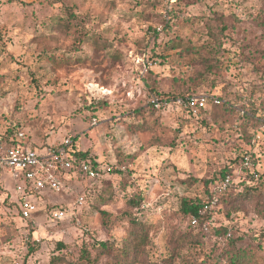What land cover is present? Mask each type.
<instances>
[{"label": "rangeland", "instance_id": "rangeland-1", "mask_svg": "<svg viewBox=\"0 0 264 264\" xmlns=\"http://www.w3.org/2000/svg\"><path fill=\"white\" fill-rule=\"evenodd\" d=\"M210 56L215 72L201 82ZM180 92L219 93L264 116V0H0V136L24 132L38 147L72 138L100 170L95 179L65 173L62 192L33 194L29 227L18 215L25 186L2 173L0 223L15 229L0 227V261L68 264L100 242L120 249L134 216L151 226L152 264L178 254L229 264L237 251L264 264V180L261 195L213 210L209 235L181 213L182 199L204 198L205 180L240 154L264 174V138L249 144L239 114L223 124L210 112L152 110V97ZM139 197L138 210L130 201ZM54 210L71 216L54 223Z\"/></svg>", "mask_w": 264, "mask_h": 264}, {"label": "trees", "instance_id": "trees-1", "mask_svg": "<svg viewBox=\"0 0 264 264\" xmlns=\"http://www.w3.org/2000/svg\"><path fill=\"white\" fill-rule=\"evenodd\" d=\"M217 59L215 57L212 58L206 57L204 58L201 63L203 66V70L199 75V79L202 81H206L207 77L211 76L215 72L216 66L213 65V62L211 60ZM196 76V75H195ZM197 78L191 77V82L195 83ZM192 88L189 84L187 86V89ZM156 95V94H154ZM195 95H207L206 93H187V94H182L177 93V94H172V93H167L164 94L162 97H156L164 102H174L179 98H186L189 96H195ZM161 96V95H160ZM210 96H215L220 99V104L219 105H212L210 106L206 111H204L203 114H208L210 112V116L213 121L218 122L219 120L223 124L231 123L232 120L231 118L239 114L241 115V119H243V123L240 125L241 129V136L246 138L248 140V143L251 145H256L258 144L256 140V135L259 132L261 126H262V120L264 119V116L257 115L256 110H250L247 107L241 105L238 106L235 104L234 101L232 100H227L225 99L222 94L215 93V94H210ZM152 110L155 113H161L162 109H155L152 105H150ZM243 114H240V113ZM157 114V115H158ZM252 128V132H248V129ZM180 130V129H179ZM179 132V131H177ZM13 131L6 133L5 135H1L2 139L5 141H9L11 138V134ZM72 139V138H71ZM75 138L73 139V141ZM25 145L33 147V148H42L45 146H32L30 143H25ZM75 146L72 144V150L71 154H73L78 160L84 161L89 163L93 169L98 170L100 172L98 163H96L94 160H89L88 158V153H82V152H76L75 151ZM243 156L244 154L238 155L232 162L231 164L220 173L219 176L212 178V179H206L205 180V196L204 198H195V199H189V198H183L182 199V204H181V213L184 217L188 218L190 221L192 217H195L198 219V225L193 227L199 229L198 232L202 233V235L206 236L209 235L210 233L206 234L204 233V224L206 223L207 220L211 221V215L212 213H208L206 215H200L199 212L203 207V201L206 198L212 197L213 192L215 187L223 181L227 176L232 178V185L220 196L219 199V207H221L223 204L229 205L232 201L239 200V199H245L250 196H253L255 194L261 195L259 193V185L263 182L264 180V174H261L258 170V178H254V176L249 172L248 170H244L242 168L243 165ZM255 164V163H254ZM241 169V173L237 175L238 169ZM256 169V167H255ZM76 172L79 176L85 177L86 175L83 174L78 167V165H74L71 170H69L66 173H74ZM64 180V177H62V181ZM192 182V181H191ZM197 182V180H195ZM194 184V180H193ZM192 185V184H191ZM141 203H142V197H139L138 199H134L130 201V205L133 206L134 208H138V210L141 208ZM237 210V209H236ZM238 211V210H237ZM39 212L36 214L38 215ZM19 218L21 219L22 222H25L26 226L29 227V224L33 223V220H25L22 219L20 216V212L18 213ZM0 227H4L7 231H10L12 229H15V226L12 223L5 224V223H0ZM215 230V231H214ZM227 231L226 228H213L212 232L214 233H221L224 234ZM150 232H151V226L147 225L137 217L131 216L130 219V229L128 231V235L126 239L124 240V244L120 249H117L113 243H110L108 241L106 242H100L98 243V247L94 248V251L91 252L88 249L84 248L80 252L79 259L76 262H70L68 264H98L100 259L103 256H109L111 258V263L110 264H152L150 261H148V247L151 242V237H150ZM231 237V233H228ZM197 244H200V240L194 239L191 240ZM1 243V240H0ZM182 247V246H181ZM230 250H228V253ZM180 256L183 258V262L186 264H193L191 263L190 259L188 257H183L181 254L174 255L172 256L171 259L164 261L163 264H175L174 259ZM229 264H250V258L249 256L242 252V251H237L235 253H232L228 257ZM66 263L65 259L57 260L54 259L51 264H62Z\"/></svg>", "mask_w": 264, "mask_h": 264}, {"label": "built area", "instance_id": "built-area-1", "mask_svg": "<svg viewBox=\"0 0 264 264\" xmlns=\"http://www.w3.org/2000/svg\"><path fill=\"white\" fill-rule=\"evenodd\" d=\"M220 99L209 95H195L186 98H179L174 102H164L156 97H152L150 104L155 109H164L166 107H175L188 118H201L204 111L212 105H219ZM264 138V119L262 126L256 135L258 143ZM25 133L18 132L9 141H5L0 136V176L7 172L15 181H22L25 187H19L18 190L23 192L20 205V216L25 220H32L38 213V203L32 199V195L40 191H50L55 193L62 192V177L65 173L78 165L81 172L89 179H95L98 176V170L84 161L78 160L73 154L72 141L70 138L65 139L60 145L45 146L42 148H33L25 145ZM244 170H248L251 174L258 178L255 164L250 154L243 156ZM232 185V178L227 176L214 189L212 197L203 201V207L199 214L206 215L212 213L219 205L220 196ZM27 192V193H26ZM84 198L80 196L77 200L78 205H82ZM70 212L63 210H54L49 217L52 222H60L64 220ZM191 223L198 225V219L192 217ZM210 225V220L206 222L204 228ZM230 236V235H228ZM0 264H3L0 261Z\"/></svg>", "mask_w": 264, "mask_h": 264}, {"label": "bare ground", "instance_id": "bare-ground-1", "mask_svg": "<svg viewBox=\"0 0 264 264\" xmlns=\"http://www.w3.org/2000/svg\"><path fill=\"white\" fill-rule=\"evenodd\" d=\"M92 88V87H91ZM94 90V89H93Z\"/></svg>", "mask_w": 264, "mask_h": 264}]
</instances>
